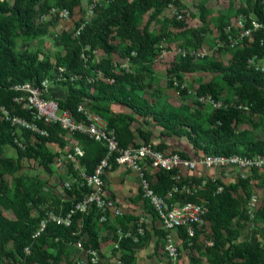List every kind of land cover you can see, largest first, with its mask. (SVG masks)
<instances>
[{"label":"trees","instance_id":"obj_1","mask_svg":"<svg viewBox=\"0 0 264 264\" xmlns=\"http://www.w3.org/2000/svg\"><path fill=\"white\" fill-rule=\"evenodd\" d=\"M55 1L56 5L66 8L69 13H72L75 6L79 4V0ZM170 2H174L176 6L179 5V0H109L104 7L97 5L94 8L95 16L85 22L78 35L73 36V33H68L55 41V44L61 46L64 52L57 53L52 62L48 56L40 59L39 51L18 52L13 38L17 30L24 35L32 36L43 33V25L35 24L34 19L38 12L43 13L50 9L51 0H12L11 2L0 0V107L4 106L11 115H20L29 121L33 120L26 111L20 110L13 102L15 92L10 88L11 85L27 81L37 85L42 79L56 74L57 68L61 66L65 69L63 79L55 82L64 91L58 98L59 106L79 118L77 106L79 103L87 102L91 110L101 114L108 120L110 126L115 128L121 147L128 146L132 139L128 128L132 117L112 114L106 106L110 103H118L130 108L133 113L144 118V123H149L147 118H151L155 125L160 126L159 136L161 138L186 137L196 152L264 155V138L255 139L251 131L240 127L247 115H255L264 122V70H256L247 65V60L254 55L264 58V40L263 43L260 42L261 38L264 39L263 0L254 2L255 17L263 23V27L254 32L252 43L237 48L233 52L228 64L210 62L209 65H205L203 62L193 61L189 56H179V60L174 62L169 69L175 73L218 70L222 74V79L236 93L237 98L233 102L236 105L249 106V111L228 106L212 108L208 113L202 112L201 109L187 113L163 102L159 106L158 99H155L158 97L155 95L157 91L154 89L149 91L152 88L150 85L151 65L163 35L162 33L153 34L149 30L148 23L141 27L140 24L146 10L153 8V13L149 17L150 21L163 8L168 7ZM242 11L248 16L246 9ZM249 22L248 19L246 24L248 25ZM172 23L180 28L185 26L183 21L175 17ZM79 26L80 23H77L76 29ZM220 35L225 40L226 34L223 30H220ZM114 36L119 37L121 42L128 41L125 48L121 49L118 43L114 42ZM85 46L89 47L90 52L97 48L102 49L104 56L94 61V56L90 53L86 66L80 57V52ZM114 53H118L123 59L127 58L128 64L132 63L136 65V68L130 71L123 68L118 69L113 64ZM91 69L100 70L105 79L112 78V81L108 82L104 79L88 82L86 77L91 74ZM75 74L78 75L77 78L70 79ZM180 92L185 91L181 89ZM197 93L199 95L210 94L215 100L230 103L228 99L219 98L220 90L212 83L200 84ZM35 122L40 128L47 130L46 136L38 135L27 128L14 127L0 111V194L3 190L5 191V195L0 196V259L2 256L4 263L17 261L21 257L24 259V264H61V247L65 245V242L75 243L85 235L86 240L81 238L85 249H98L100 245L97 235L99 216L94 210L88 213L75 212L71 216L69 225L48 223L45 232L34 241L31 239V234L37 227L44 210L52 209L54 213L64 215L74 203L82 198L83 194L89 192V188L85 185H73L71 189H66L72 196V200L63 203L60 209L59 204L52 207L49 205L40 210L38 217L30 216L27 203L30 201L34 203L33 197L40 196L36 189L40 183L32 180L31 190L28 186L30 184L27 185L25 182V177H15L14 193L10 197L7 196L6 174L19 170L24 158L35 159L44 169L48 170L54 161L55 154L49 150L47 143L57 142L61 146L64 144L62 138L66 135V131L58 124L47 126L41 121L35 120ZM147 134L148 132L144 131V141H148ZM19 136L24 148L19 147L15 142V138ZM70 137L82 143L84 154L80 160L84 166L83 170L90 173L105 155V146L84 134L76 133ZM7 145L15 149V157L4 154V148ZM156 147L163 149L167 145L161 141ZM172 152H177L182 156L188 155L182 150L174 149ZM255 173L256 171L253 170V174ZM172 174L173 171H157L158 182L152 185L157 194L165 196L166 191L172 187L174 183ZM72 175L76 176L77 172L74 170ZM250 178L251 176L246 179L237 178L235 182L225 184L219 193L215 190L222 182L217 179L216 182L210 181L205 186L206 188L195 195L175 193L172 198L168 199L170 202L175 200L197 201L199 198L207 201L208 211L204 220L209 227L211 245H207L205 251L208 253L210 264H264V240L255 244L249 240L239 242L234 240L238 235L236 227L243 226L249 220L246 203L251 194ZM199 180L197 176H186L181 182ZM38 200L41 199L38 198ZM7 212H12L16 218H12ZM257 217L260 219L256 220H260L264 228V204L257 210ZM233 222L235 226L231 225ZM120 223L123 224L122 221ZM115 225L108 231L112 240L116 238ZM122 226L126 227V225ZM199 233V229H196L192 238V246H187L186 241L184 249L191 251L195 246L201 247L197 245ZM179 235L184 240L187 239L183 228L180 229ZM144 236L145 233L139 237L138 242H133L128 238L119 243L122 264L132 263L134 251L143 244ZM55 238H57L55 245L58 250L52 254L43 246L46 243H52ZM9 241L13 244L10 250L6 248ZM26 246L30 248L29 254L24 252ZM190 260L193 264H200V258L192 254H190ZM72 264H78V261L73 260Z\"/></svg>","mask_w":264,"mask_h":264},{"label":"built area","instance_id":"obj_2","mask_svg":"<svg viewBox=\"0 0 264 264\" xmlns=\"http://www.w3.org/2000/svg\"><path fill=\"white\" fill-rule=\"evenodd\" d=\"M109 0H89L87 8V17L80 21V26L76 29V35L84 27L85 22L89 20V16L93 13L97 5L108 2ZM264 3V0H263ZM168 7L172 8L174 17L177 20H183L184 13L177 9L174 2H170ZM49 12H55L51 7ZM60 17H67L69 11L65 8L58 11ZM264 15V6H263ZM248 18L244 22L239 21L240 31L238 35L226 32V38L223 41L224 46L228 48H236L238 44L242 43L248 38H254V32L263 27V23L255 17H249V24H246ZM230 29V27H228ZM264 39H260L263 43ZM221 43H217L215 49H219ZM222 45V46H223ZM94 50L89 51V47L85 46L81 52L80 57L87 66L90 58V53L94 54ZM134 54V52L132 53ZM181 57L189 56L193 61L205 56L204 52L194 51L191 54L187 53L185 49H178L176 51ZM121 66L124 68L128 65V59ZM247 65L256 70H264V64L258 63V57L252 56L247 60ZM64 67L59 66L56 74L52 77L42 79L39 84L31 82L14 83L11 89L15 92L12 100L18 105L20 110L26 111L33 120L29 121L20 115H11L4 107H0L3 117L10 122L11 125L17 128H27L38 135H47L45 128H40L35 120L43 122L45 125L58 124L66 131V134L73 136L74 134H84L90 139L100 142L106 148L105 155L99 160L90 173L83 169L77 171V175H71L70 180L64 183L66 189H71L73 185H85L89 188V192L83 194L82 198L74 203L73 207L64 215L56 214L52 209H45L43 215L39 219L37 227L31 234V239L34 241L43 232H45L48 223L69 225L71 216L75 212L88 213L94 210L98 214V221L101 226L109 221V210L106 200V189L104 174L106 170L110 169L114 164L123 165L124 167L135 171L139 177L138 192L141 197L147 200V203L142 205V213L130 223L123 227L120 224L115 225L114 235L115 240L112 241L110 254L119 251V243L124 239H132L133 242H138L139 237L145 233V224L147 219L146 213H154L160 220L163 227V244L162 250L166 255L167 264H181L180 251L184 249V243L187 246H192V238L195 235V230L205 222L204 216L208 211L207 201L204 198H199L197 201H168L175 193L195 195L198 191L206 188L205 186L211 181L216 182L219 179L222 184L218 185L215 192L219 193L223 190L225 182L224 177L234 176V181L237 178L246 179L251 176L253 170L256 172H264V155L258 154L254 156H247L241 154H195L182 156L177 152L163 151L156 147L150 141H143L139 144L128 145L121 147L116 135L115 128L110 126L108 120L101 114L90 109L84 103H79L77 112L80 114L79 118L74 117L68 110L59 106L58 96L54 92V85L56 81L63 79ZM77 74L70 77V79L77 78ZM88 82L104 80V75L100 70L91 69V74L86 77ZM111 82L112 78L105 79ZM174 84L177 82L174 80ZM55 94V95H54ZM197 100L201 103H207L212 108H221L228 106H235L237 108L249 111L247 105H236L234 102L224 103L221 100H215L210 94L198 95ZM15 142L21 148H24L20 136L15 138ZM77 153L82 152L76 147ZM147 166L155 171L167 170L173 171L172 179L174 183L170 189L166 191L165 196L157 194L152 188V183L147 175ZM184 171L196 173L199 171H214V173L197 176L199 181H189L182 183V178L186 177ZM256 196H252V202L247 206L250 212L251 206L255 203ZM114 214L121 216L120 210H115ZM183 228L187 237L186 240L180 237V229ZM176 232V235L174 234ZM57 241V238H55ZM71 244V242H68ZM77 248L84 252L85 259L78 260V264H105L102 260L99 251L95 248L85 249L82 245V240L79 238L73 243ZM25 254H29L30 248H24ZM5 264H24V259L21 257L17 261H10ZM113 264H122L119 254L115 255Z\"/></svg>","mask_w":264,"mask_h":264},{"label":"rangeland","instance_id":"obj_3","mask_svg":"<svg viewBox=\"0 0 264 264\" xmlns=\"http://www.w3.org/2000/svg\"><path fill=\"white\" fill-rule=\"evenodd\" d=\"M8 1L11 2L12 0ZM254 2L255 0H249L248 2L246 0H179L177 9L184 13V18L181 21L184 22L185 26L182 28L173 25L172 21L175 15L170 7L163 8L161 12L150 21L149 17L153 13V8L143 13L140 27L148 23L149 30L153 34L157 35L162 33L163 35L156 51V57L151 65L152 77L150 85H152V88L149 90L151 92L154 89L159 93L157 94L155 92V95H158L155 99H158L159 106H161L163 102L172 107L182 109V111L187 113H191L195 109H201L202 112L208 113L212 107L207 103L201 104L197 100L199 95V93H197V88L202 83L214 84L220 90V99H228L227 101L229 102L236 100V93L233 88L222 79V74L218 70L207 69L175 73L169 71V69L174 62L179 60V55L176 54L179 48L185 49L189 54L194 51L204 52L205 58H198L195 61L203 62L205 65H209L208 63L210 62H218L223 65L228 64L233 52L237 48L252 43L253 37L238 44L236 48H226V46L223 45L224 40L221 38L220 30H223L225 34L229 30V33L234 34V36L238 35L240 31L239 21L244 22L246 17L248 19L249 17H255ZM88 3L89 0H79V4L75 6L72 13H69L67 17H60L58 11L65 8L56 5L55 0H51L50 6L55 9V12H38L34 19L35 24L43 25V33L32 36L24 35L17 30L13 37L16 43V50L18 52L28 51L31 53L39 51L38 55L40 59L44 56H48L52 62H54V56L57 53L64 52L61 46L55 44V41L68 33H73V36H75L76 24L80 23V21L88 16ZM107 3L108 2L103 3L101 6L104 7ZM242 9L248 11V16L244 14ZM95 14L96 11H93L89 19H92ZM228 27H230V29ZM114 37V42L118 43L121 49L125 48L128 41L121 42L119 37ZM217 43H221L223 46L221 45L220 48L216 50L215 47ZM94 51V61L104 56L102 49L97 48L94 49ZM113 57L116 62L123 60V57L118 53H114ZM258 63L263 65L264 58L259 57ZM126 68L130 71L135 69L136 65L129 63L123 69ZM174 80L177 84L173 83ZM170 82H172L171 85ZM181 89H184L185 92L181 93ZM54 92L58 97H61L64 91L60 85L56 84L54 85ZM82 103L89 106L87 102ZM247 113L249 114V112ZM240 127L251 131L255 139L264 138V122L255 115H247L241 122ZM153 129L157 132L159 128L153 126ZM69 139L68 137L69 144L66 150L71 152L73 151L74 145L71 143L72 140ZM166 141L176 150H187L190 153L193 150L191 144L184 136L169 137L166 138ZM61 152L59 154L60 156L58 155V157H61L60 161L54 165L56 168H64V164L62 166V163H65V158L61 156ZM4 153L7 156L15 157L16 151L12 146L7 145L4 148ZM255 174L258 176L255 177ZM255 174H251V194L246 203L247 207L248 204L252 202V196H256L255 204L249 209L250 212H247L249 216L248 219L252 222L250 221V223H248V220L243 226L236 227L238 235L237 238L234 239L235 242L249 240L251 243L255 244L264 240V228L262 224L254 222V219H260L257 217V210L264 204V173L256 172ZM19 175L27 177L28 180L31 177H44L43 179L48 180L50 176L37 161L33 159H23L22 167L17 172L5 175L8 191L15 185L14 178ZM70 178V174H55L51 177L50 181H54V183H56L55 186L66 189L64 183L67 182L68 179L70 180ZM246 209L248 211V208ZM231 225L235 226L234 222ZM101 227H104V225ZM199 231L197 245L201 247L198 248L195 246L191 251L187 249L183 251V249H181L180 256L183 264H193L190 260V254L199 257L200 264H210L208 253L205 251V247L209 245L207 242L210 237L209 227L206 222L200 226ZM67 249L70 251L69 257H80V255L77 256L78 250L72 244H69ZM162 254L163 252L160 253L161 263L166 264L167 260Z\"/></svg>","mask_w":264,"mask_h":264},{"label":"crops","instance_id":"obj_4","mask_svg":"<svg viewBox=\"0 0 264 264\" xmlns=\"http://www.w3.org/2000/svg\"><path fill=\"white\" fill-rule=\"evenodd\" d=\"M102 58V57H101ZM100 59V58H99ZM123 59V58H122ZM120 62V63H119ZM116 62L115 58L113 57V64L114 66H117L118 69L122 67L121 65L125 63V59ZM120 66V67H119ZM126 71H129L127 68ZM147 82V81H145ZM106 105V104H105ZM109 109V111L114 115H125L132 117V120L130 121V124L128 126L131 134L132 139L129 142L128 145H134L139 144L144 141V131L148 132L147 138L148 141L154 143L156 146L160 144L162 141L167 147L163 148V151H172L175 148L171 146L169 142L166 141V138H161L159 136L160 126L155 125L151 118H147L149 123H144V118L140 115H137L132 112V110L124 105L118 104V103H110L106 105ZM153 126L156 128H159L157 132L153 129ZM68 137L69 140H72L73 151L69 152L66 150L68 148ZM64 144L61 146L57 142H48L47 147L51 152L55 154L54 161L52 164H50V167L48 170L44 169L43 166H41L38 162V164L47 172L50 174L48 180L43 179L44 177L37 178V177H31L29 180L27 177H25V182L30 185L29 188L32 190L31 181H37L40 183V185H37L36 189L38 192V195L40 196H34L35 202L32 203L31 201L27 203L28 207L30 208V216L31 217H38L40 214V210L47 208L49 205L55 206V204H59V209L63 206V203L69 202L72 200V196L70 193L66 191V189H61L59 186H55L56 183L54 181H50L51 177L55 174H73V171L76 172L78 169H83L84 166L80 160L81 156L84 154V149L82 143L78 142L76 139L71 138L69 135H65L63 138ZM78 148L82 153L79 154L74 150L75 148ZM62 151V152H61ZM185 151L188 155H195L196 151L193 149L191 153L187 150ZM61 152V156L65 158L64 162L62 163V166L64 164V168H56L54 165H56L61 157H58V155ZM63 153V154H62ZM200 152H197L199 154ZM5 154V153H4ZM16 156V153H15ZM60 156V155H59ZM27 159V158H24ZM32 159V158H30ZM35 160V159H33ZM36 161V160H35ZM61 164V163H60ZM21 167H22V161H21ZM20 167V168H21ZM18 171V170H17ZM15 171V172H17ZM147 175L149 180L151 181L152 185L156 184L158 182V176L157 171L150 169L147 166ZM214 173V171H199L196 173L187 172L184 171L185 176H200L201 174H210ZM21 176V175H19ZM18 176V177H19ZM225 184L235 182L234 176H227L223 178ZM104 181H105V189H106V200L108 204V210H109V221L104 225V227H101L100 224H97V235L98 240L100 241L99 248L97 249L99 251V254L104 260L105 264H113L115 255L119 254L121 256V252L118 251L117 254H110L111 247H112V236L108 234V231L112 229L114 224H121L122 221L123 224L121 225H127L132 221L133 219L137 218L142 213V205L147 203V200L143 199L141 195L138 192V185H139V177L138 174L123 165H116L114 164L110 169L106 170L104 174ZM14 187H11V190L7 192V196H12L14 193ZM4 190L2 191V194L0 196H4ZM41 200L39 201L38 198ZM1 205V204H0ZM54 208V207H53ZM115 210H120L122 215L117 216L114 214ZM11 215L12 218H16L15 214L12 212H7ZM9 215V216H10ZM145 217L147 219V223L145 224V236L143 239V244L140 245L138 248L134 251V259L131 264H162L161 263V255L160 253L163 252L162 250V235H163V227L160 220L156 217L154 213H146ZM251 220L248 221L250 223ZM252 222V221H251ZM256 223H261L260 220H254ZM207 223V222H206ZM176 235V232H174ZM83 240H86V235L81 236ZM56 241L53 240L52 243H46L44 244L43 248L47 251H49L52 254H55L58 250L57 245H55ZM209 245H211V241L209 240L207 242ZM71 244L78 250L77 256L80 255V257H69L70 251L67 249V246L69 245L68 242H65V245L61 247V264H72L73 260H84L85 255L84 252L77 248L73 242ZM13 246L12 241H9L6 244L7 249H11ZM184 251V249H183ZM181 253V251H180ZM162 256L166 258L165 253L163 252ZM2 259H0V264H5V260L1 256ZM167 260V258H166ZM167 262V261H166ZM180 262L183 264L181 256H180ZM38 264V263H33Z\"/></svg>","mask_w":264,"mask_h":264}]
</instances>
